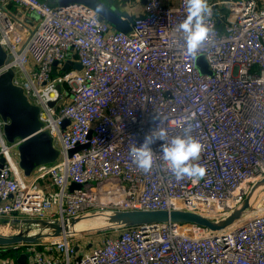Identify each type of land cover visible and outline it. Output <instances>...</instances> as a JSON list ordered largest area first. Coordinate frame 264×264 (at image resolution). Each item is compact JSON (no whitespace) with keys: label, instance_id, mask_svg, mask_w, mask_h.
<instances>
[{"label":"built area","instance_id":"obj_1","mask_svg":"<svg viewBox=\"0 0 264 264\" xmlns=\"http://www.w3.org/2000/svg\"><path fill=\"white\" fill-rule=\"evenodd\" d=\"M144 1L124 33L83 6L0 0L8 56L0 76L13 70L60 152L26 178L23 139L9 143L0 117V222L135 210L228 215L264 178V0H208L209 35L195 57L175 31L187 17L185 0ZM10 4L36 16L32 27ZM68 61L81 69L64 70ZM158 126L169 140L188 131L201 143V179L177 181L161 141L152 145V171L136 167L130 148ZM72 183L81 187L70 191ZM43 243L51 247L25 252L28 264H264V191L217 232L167 222L122 227L88 252L70 236Z\"/></svg>","mask_w":264,"mask_h":264},{"label":"water","instance_id":"obj_2","mask_svg":"<svg viewBox=\"0 0 264 264\" xmlns=\"http://www.w3.org/2000/svg\"><path fill=\"white\" fill-rule=\"evenodd\" d=\"M125 2L128 0H124ZM143 4L145 3L142 0ZM71 5H79L88 9H93L100 20L107 21L116 30L129 33L131 31L132 16L122 11L113 4L107 3L104 0H58L56 7L62 9ZM126 4H124V7ZM8 58L6 51L0 44V66L3 65ZM203 57L198 59V65L203 63ZM56 67V63L54 64ZM80 70L79 63L68 61L64 70L70 68ZM207 71V68L204 70ZM14 72L9 69L0 76V117L5 122L3 134L9 143H13L15 139H23L19 146V166L26 178L32 176L35 169L42 165L55 163L59 156V150L54 146L53 137L48 131H42L43 124L40 120V108L32 104L23 92V89L13 83ZM61 92V86H58ZM54 106L55 103H51ZM69 122L66 121V125ZM74 151L70 152L72 155ZM80 188L79 184H73ZM261 186H264V178L257 182L251 189L249 195L243 204L235 209L232 213L224 217L218 222H212L206 217L186 211H113L106 216L104 225H114L118 227H144L145 225L157 223H183L196 224L217 232L223 230L235 222L239 221L248 211L251 206L253 197ZM100 214L79 216L67 220H42V219H14L6 221L7 226L16 225L20 229L16 233H7L0 236V247H13L23 243L38 244L51 239L72 236L71 227H74L81 220L89 216H99ZM94 227L93 230L101 231ZM36 228L37 230H33ZM32 229V230H31ZM74 235V233H73ZM17 256L18 264H27L28 254L23 252Z\"/></svg>","mask_w":264,"mask_h":264},{"label":"clouds","instance_id":"obj_3","mask_svg":"<svg viewBox=\"0 0 264 264\" xmlns=\"http://www.w3.org/2000/svg\"><path fill=\"white\" fill-rule=\"evenodd\" d=\"M185 4L187 17L175 31L183 34L185 42L183 51L187 55L195 57L209 35L205 20L211 15V8L208 0H185ZM157 141L162 142L160 151L163 162L177 181L191 177L195 183L204 176L205 169L199 163H195L199 160L203 150L201 143L188 131L184 135H177L169 140L166 131L159 126L145 135L142 144L134 145L129 150L133 163L140 171L145 174L152 171L154 166L152 145Z\"/></svg>","mask_w":264,"mask_h":264},{"label":"rangeland","instance_id":"obj_4","mask_svg":"<svg viewBox=\"0 0 264 264\" xmlns=\"http://www.w3.org/2000/svg\"><path fill=\"white\" fill-rule=\"evenodd\" d=\"M64 90L66 92V100H67L70 98V94H69V91L67 89H64ZM73 184L74 183H72L69 187L70 191L78 189ZM226 216L227 215L225 213H220V214H211V215L204 216V217H206L207 219H209L212 222H218ZM24 219H30V218H24ZM0 226H7V224L0 222ZM14 226H16V225H14ZM14 226L13 225L9 226L10 230L12 229V231H11L12 233H16L20 229L19 226H17V227H14ZM121 228L122 227L105 224V226L102 227L101 231L88 230V231L79 232V233H77V235H72L70 237H71V239L75 245L80 246L85 252H88L92 248V246L100 244L104 240V238L117 233ZM32 229L37 230L36 228H32ZM43 242L38 243V244H33V243L18 244V245H16L18 247H16V249H13L15 251H8L10 249L0 247V253H2L4 251V252H7L8 254L11 253L10 255H18L22 251L26 252L30 248H37L38 249V248H50L51 247L50 245H48V247H46L47 244L45 243V245H43L44 244ZM31 245H33V246H31ZM14 264H16V263L14 262Z\"/></svg>","mask_w":264,"mask_h":264},{"label":"crops","instance_id":"obj_5","mask_svg":"<svg viewBox=\"0 0 264 264\" xmlns=\"http://www.w3.org/2000/svg\"><path fill=\"white\" fill-rule=\"evenodd\" d=\"M42 1L50 4L51 6H57L58 4V0H42ZM104 1L113 4L114 6L120 8L122 11L128 12L132 16V18L142 13L143 5H144L142 0H128L126 2L124 0H104ZM220 1H224V0H211V2H220ZM124 4H126L125 7ZM221 9L222 8H220L219 14H223V11ZM8 10L10 11L11 14L16 16L19 15L20 17H22V19H24V23L28 25L30 24L29 26L31 27L35 23L36 16L33 14H27L22 16L20 14L21 11L16 4L8 5ZM21 253H23V251ZM10 254L4 251L0 253V264H14V262L18 264L17 256Z\"/></svg>","mask_w":264,"mask_h":264},{"label":"bare ground","instance_id":"obj_6","mask_svg":"<svg viewBox=\"0 0 264 264\" xmlns=\"http://www.w3.org/2000/svg\"><path fill=\"white\" fill-rule=\"evenodd\" d=\"M263 190H264V186H261L259 188V190L256 192L255 196L253 197L252 203H251L252 206L257 203L259 196L261 195ZM106 216H110V215L106 214V213H101L99 216H95V217L89 216V217L81 220L74 227H71L72 235H73V233H74V235H77V233H79V232L88 231V230L93 231L94 227L100 229L104 224L103 222L107 219ZM1 223L6 224L5 222H1ZM236 224H238V223H236ZM98 229H97V231H99ZM11 231H12V229L10 230V228L7 226H0V236L5 235L7 233H12Z\"/></svg>","mask_w":264,"mask_h":264},{"label":"trees","instance_id":"obj_7","mask_svg":"<svg viewBox=\"0 0 264 264\" xmlns=\"http://www.w3.org/2000/svg\"><path fill=\"white\" fill-rule=\"evenodd\" d=\"M7 248H9V247H7ZM8 251H15V250H13V249H10V250H8Z\"/></svg>","mask_w":264,"mask_h":264}]
</instances>
